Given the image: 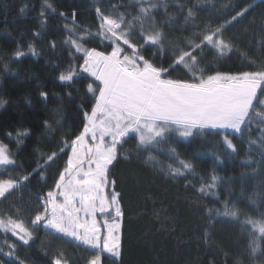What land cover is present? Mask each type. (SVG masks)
Returning a JSON list of instances; mask_svg holds the SVG:
<instances>
[{"label":"snow or ice","instance_id":"obj_1","mask_svg":"<svg viewBox=\"0 0 264 264\" xmlns=\"http://www.w3.org/2000/svg\"><path fill=\"white\" fill-rule=\"evenodd\" d=\"M105 2L107 7H95V30L92 25L78 23L73 11L71 21L63 25L66 34L59 42L67 50V63L56 79L72 89L67 93L69 100L78 98L73 96L78 91L76 83L85 89L86 99L76 105L79 124L66 129L62 108L55 110L51 123L44 120L42 126L51 136L54 150L39 153L30 171L17 165L16 156L27 147L25 141L31 138V130L16 128L3 133L8 143L0 140V202L21 193L19 203L23 204V191L35 195L38 201L27 219L26 210L16 203L0 212V233L4 234L0 253L7 248L4 255L26 264L16 253L17 243L30 248L36 232L43 231L45 237L83 248L87 253L83 264H123L124 213L112 171L121 159L131 158V154L124 155V145L134 140L136 152L149 153L147 159L155 166L152 153L157 146L211 134L220 137L216 147L221 151L210 153L214 170L206 182L201 178L196 190L221 207L207 209L204 239H212L208 228L215 224L234 223L247 244L241 258L229 262L228 254L223 253L224 264H245V258L247 264H264V178L259 176L264 170V58H251L231 35L226 37L237 25L245 34L258 29L259 37L252 36L249 43L264 53V12L259 13L258 22L253 11L264 6V0H223L220 7L215 0ZM28 7L22 6L20 14ZM170 8L176 9L183 23L175 22ZM205 11L218 14L217 20L197 22L198 14ZM38 15L41 31L33 32L34 41L46 35L48 28L56 29L49 20L68 18L63 11L57 13L50 0H41ZM166 29L178 31L181 36L170 37ZM49 47L55 51L58 44L52 40ZM29 54L40 55L35 43L27 44V52L17 43L12 60L18 62ZM233 57L235 70L222 71L221 67ZM3 59L6 57L0 58V63ZM8 70L3 63L0 71ZM39 95L47 101L46 91ZM7 103L0 99V108ZM234 140H247L250 149L243 166L251 168L252 174L242 173L241 178L260 180L253 195L244 198L258 218L241 210L231 199V191L221 199L220 186L225 181L216 174L215 167H222L226 159L238 155ZM252 149L258 158H253ZM169 156L176 165L166 166L169 178L186 180L195 173L193 163L180 159L174 147ZM58 161H63V167L56 172L53 185L44 184L48 191L43 194L33 193L29 183L36 178L46 181L47 169ZM16 170L19 175L12 174ZM8 234L15 242H9ZM40 247L48 254L43 242ZM50 264H79V260L59 250L51 254ZM207 264L218 261L212 259Z\"/></svg>","mask_w":264,"mask_h":264},{"label":"trees","instance_id":"obj_2","mask_svg":"<svg viewBox=\"0 0 264 264\" xmlns=\"http://www.w3.org/2000/svg\"><path fill=\"white\" fill-rule=\"evenodd\" d=\"M57 9V13L63 11L67 14V20L55 18L49 20L55 24L56 29L48 28L46 35L33 40L34 31H41L39 10L41 0H0V58L6 57L0 63L8 65V71H0V99L7 100L4 108H0V140H4L3 133L13 131L16 128H27L32 132L31 138L26 139L27 147L22 148L16 156L17 165L26 171L35 167V161L39 159V153H48L54 149L51 147V136L42 126L44 120L52 122L57 108L63 109L66 121L65 128H74L79 124L80 113L76 111V105L86 99L85 89L80 83L75 84L78 91L73 92L74 100L67 98V93L72 89L63 87L56 77L67 63V50L59 46L64 38L63 25L72 19L73 11L76 12L77 22L92 25L95 30L94 10L96 6L107 7L105 0H50ZM124 0H112V3H123ZM175 2V0H173ZM183 2V0H179ZM193 3L196 0H192ZM220 7L223 0H215ZM236 2V0H232ZM252 2V0H249ZM258 2V0H257ZM27 4L28 11L23 15L19 9ZM123 11V9H121ZM259 22V13L264 12V6L254 10ZM170 14L176 17V23H183L182 16L175 8H170ZM218 18L216 13L207 11L198 14L197 22ZM169 36L179 38L181 33L175 30H167ZM188 33H184L187 35ZM232 36L241 51L248 53L253 59L264 58L254 45L249 41L252 36L259 37L258 29H250L245 34L241 25L229 29L226 37ZM55 40L58 47L53 51L49 42ZM17 43L27 52V44L35 43L38 57L30 54L21 58L18 62L12 60V53ZM91 46V45H88ZM228 61L221 67L222 71L230 68L235 70L233 62ZM238 63V61H237ZM164 66H167L165 63ZM174 76H182L183 73H173ZM48 93L47 101L43 100L39 92ZM30 101V103H29ZM55 126V125H54ZM64 133H60L63 135ZM220 137L205 135L190 139L189 141L172 140L161 144L154 149L152 155L156 164L147 159L149 153H137L134 149V140L124 145V155L131 154L130 160L121 159L112 171V178L116 180L115 190L121 194L122 219V246L123 264H207L209 260L216 259L218 264H224L223 253H227L229 262L232 259L241 258L240 253L244 250L247 239L241 237V229L234 223H217L208 228L212 239L205 241L204 233L208 226L207 209L220 208L221 204L215 203L212 197H202L198 192L203 181H207L210 173L214 170V160L210 153L217 148ZM8 143L7 140H4ZM238 146V155L225 160L222 167H215L216 174L223 177L225 183L220 187L221 199L226 198L225 193L231 191V199L237 201L238 207L247 212L249 216L258 218L257 214L248 207L246 197H251L257 190L260 180L241 178L242 173L252 174L251 168L243 166V161L248 159L250 151L247 140H234ZM175 148L180 159L190 160L195 173L187 179H171L166 174V166L174 164V158L169 156L170 148ZM15 153L16 149L13 147ZM253 158H258L255 149ZM202 154V155H197ZM174 166H176L174 164ZM63 161L47 169L46 181L38 178L32 180L28 187L32 192L43 194L48 191L47 184L51 187L54 183L55 174L62 170ZM164 168V173L161 168ZM13 175H19L16 170ZM264 178V170L259 173ZM21 193L9 196L7 200L0 202V212L7 210L8 206L16 203L26 210L27 219L35 210L38 203L36 196L27 191L22 192L23 204L19 203ZM264 210V209H262ZM3 235L0 233V244H3ZM9 242H15V238L8 234ZM47 249L40 247L41 243ZM63 250L72 260H79L83 264L87 253L83 248L65 244L45 237L43 231L36 232L35 243L31 247L21 246L17 243L16 253L25 260L26 264H50L51 254ZM8 251L4 248L0 253V264H19L14 257L4 255ZM245 264L247 259L245 258Z\"/></svg>","mask_w":264,"mask_h":264}]
</instances>
